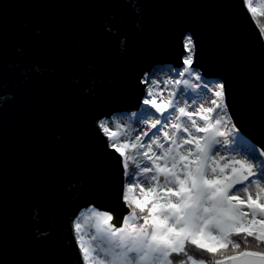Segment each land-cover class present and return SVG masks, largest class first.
Returning a JSON list of instances; mask_svg holds the SVG:
<instances>
[{"label": "water", "instance_id": "95a60500", "mask_svg": "<svg viewBox=\"0 0 264 264\" xmlns=\"http://www.w3.org/2000/svg\"><path fill=\"white\" fill-rule=\"evenodd\" d=\"M258 28L243 0H0V264H83L89 207L122 227L121 157L96 124L140 108L145 73L182 68L186 34L232 127L264 146Z\"/></svg>", "mask_w": 264, "mask_h": 264}, {"label": "snow or ice", "instance_id": "6c2138e0", "mask_svg": "<svg viewBox=\"0 0 264 264\" xmlns=\"http://www.w3.org/2000/svg\"><path fill=\"white\" fill-rule=\"evenodd\" d=\"M243 5L255 15L251 0ZM183 48V68L173 69L181 79L164 81L165 88L183 89L165 98L158 79L145 73L141 80L146 110L132 120L148 130L133 135V123L115 116L97 121L108 148L121 157L122 199L130 211L119 228L108 223V212L89 207L90 216L79 213L73 232L83 264H264V146L247 144L235 126L221 131L231 119L220 102L225 85H210L193 67L192 34L183 37ZM186 90L195 95L180 106L177 97ZM207 93L213 97L207 106L196 107ZM221 149L237 154L225 156ZM133 189L140 199H130ZM82 218L95 220V234L82 230Z\"/></svg>", "mask_w": 264, "mask_h": 264}, {"label": "rangeland", "instance_id": "374dc122", "mask_svg": "<svg viewBox=\"0 0 264 264\" xmlns=\"http://www.w3.org/2000/svg\"><path fill=\"white\" fill-rule=\"evenodd\" d=\"M252 7L256 8L254 5H252ZM247 9V8H246ZM251 14V13H250ZM253 15V14H251ZM253 17V16H252ZM187 55V54H186ZM185 55V56H186ZM184 56V57H185ZM183 57V58H184ZM183 68V66H182ZM182 68L180 69H177V70H182ZM150 78L151 79H158L160 81V89H158V91L161 92V94L167 98L168 96V93L170 91H177L179 92L182 88H179V87H175L173 88V86L169 85V87L165 88L164 87V81L165 80H176V79H181L178 75H176V73L173 71V69H165V68H162L160 70L154 68L152 69V71L150 73H148ZM209 82V84L211 85L212 83L214 82H219L218 80H207ZM183 86V84H181ZM195 95L194 93H191L190 96L187 95V93L184 91L182 95H180L179 97H177V99H179L181 101V104L180 106H184V101L186 100L189 104L192 103V100H191V97ZM145 96H146V93H145ZM145 98V97H144ZM212 97V93H207L205 97H202L198 100L197 104H196V107L199 106L200 103H205V106H207V100H210ZM143 108H145L142 105H140V108H138L136 111H133V112H129V113H121V114H115L113 116L116 117L117 120L121 121L122 123H133V126L135 127L136 129V132L133 133V135L135 134H139L141 131H146L148 130L147 129V126L143 124V122L141 121L140 124L136 125L134 123V121L132 120L131 116L132 114L134 113H138L140 112ZM154 111V110H152ZM158 115V114H157ZM112 116V117H113ZM228 116V113H227V116H226V119H227ZM111 118V117H110ZM221 131H224V129L221 127ZM241 136V135H240ZM242 137V136H241ZM222 139H227V137H224ZM244 141L247 142V144H251L248 140H246L245 138H243ZM252 145V144H251ZM221 154L222 155H225V156H230V155H236L237 153L235 152H231V151H224L223 149H221ZM126 182V181H125ZM124 182V183H125ZM253 198H254V194H255V188H253ZM129 196H130V199H140V194H139V189H133L130 193H129ZM85 211L86 213V216H90L91 214L87 213V209L83 210ZM79 215V214H78ZM108 223H110L111 225H113V219L111 221H109ZM81 224H82V230L85 232V233H89L91 232V234H95V227H94V224H95V220H85V219H81ZM114 226V225H113ZM115 227V226H114ZM118 228V227H117ZM91 238L90 235H86L85 236V239L86 240H89Z\"/></svg>", "mask_w": 264, "mask_h": 264}, {"label": "trees", "instance_id": "16d2710c", "mask_svg": "<svg viewBox=\"0 0 264 264\" xmlns=\"http://www.w3.org/2000/svg\"><path fill=\"white\" fill-rule=\"evenodd\" d=\"M251 3H252V5H254L255 7H256V9H257V11H256V13H255V15H252L253 16V19H254V21H255V23L257 24V26L259 27L258 29H260V31H261V33H262V31H264V14H262L261 13V9L262 8H264V0H251ZM162 68H165V69H170L169 67H167V66H164V67H156V69H158V70H160V69H162ZM187 78V77H186ZM177 87H179V88H184V85L182 86V85H179V86H177ZM186 93H187V95L188 96H190L191 95V92L190 91H185ZM223 101V98H222V100L220 101L221 103H223L222 102ZM145 108H143L141 111H145L146 110V106H144ZM140 111V112H141ZM139 113V112H138ZM131 118H132V116H131ZM223 129H224V131H228V130H231L233 127H232V124H231V122H228V123H226V124H224L223 126H221ZM227 139L229 140V145H231V143H232V141H231V139L229 138V137H227ZM127 207V209H128V213H129V211H130V209H129V207L128 206H126ZM127 213V214H128ZM126 214V215H127ZM138 215H140L139 213H137ZM136 223L137 224H140V223H143V221L142 220H138V221H136ZM124 226V222H123V224H122V227ZM193 251H195V249L193 248ZM230 254V253H229Z\"/></svg>", "mask_w": 264, "mask_h": 264}]
</instances>
